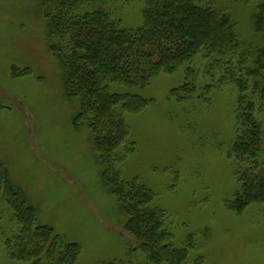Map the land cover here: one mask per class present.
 I'll list each match as a JSON object with an SVG mask.
<instances>
[{"label":"rangeland","instance_id":"rangeland-1","mask_svg":"<svg viewBox=\"0 0 264 264\" xmlns=\"http://www.w3.org/2000/svg\"><path fill=\"white\" fill-rule=\"evenodd\" d=\"M119 5L115 16L122 27H139V5ZM222 6L239 42L253 51L263 48L264 33L250 23L253 6L231 0ZM48 45L39 0H0V165L7 173L0 180V264H31L10 254L20 226L5 181L35 208L37 225L80 247L75 264H144V254L124 230L127 216L102 180L89 131L73 125L77 101L65 95ZM224 75L200 61L189 74L180 67L142 88L109 85L111 92L147 101L124 113L129 134L115 165L125 180L138 179L154 194L172 245L193 243L184 264H264V204L240 212L227 205L240 190L237 167L227 157L238 91L229 83L216 88ZM183 84L192 92H173ZM249 100L261 120L256 96ZM261 127L257 163L264 172Z\"/></svg>","mask_w":264,"mask_h":264},{"label":"trees","instance_id":"trees-1","mask_svg":"<svg viewBox=\"0 0 264 264\" xmlns=\"http://www.w3.org/2000/svg\"><path fill=\"white\" fill-rule=\"evenodd\" d=\"M223 1L39 0L63 90L77 101L73 125L89 131L102 180L124 210V230L144 254V264H184L193 243L174 247L163 228L165 215L153 205L154 194L138 179L125 180L116 168L120 161L116 151L129 134L124 113L147 101L138 94L111 92L110 84L142 88L156 75L171 74L180 67L189 74L200 61L223 71L216 88L229 83L238 91L235 136L227 157L237 167L240 190L227 205L240 212L249 204H264V172L257 163L264 124V47L253 51L239 42L236 24ZM231 1L252 5V29L264 33V0ZM129 3L139 5L142 23L126 29L115 13L119 4ZM188 90L183 84L173 92H192ZM249 96H256L261 120L254 116ZM1 168L3 180L7 173ZM5 184L13 194V215L20 226L14 244L9 245L12 257L29 258L31 264H75L80 247L37 225L35 208L21 189L9 181Z\"/></svg>","mask_w":264,"mask_h":264}]
</instances>
